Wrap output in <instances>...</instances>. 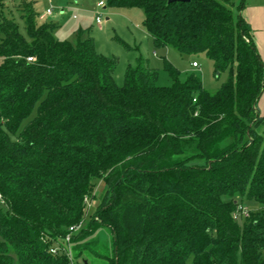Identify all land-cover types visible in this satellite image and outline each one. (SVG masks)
<instances>
[{"label":"trees","instance_id":"obj_1","mask_svg":"<svg viewBox=\"0 0 264 264\" xmlns=\"http://www.w3.org/2000/svg\"><path fill=\"white\" fill-rule=\"evenodd\" d=\"M105 4L142 8L154 46L203 52L227 80L211 92L165 62L158 85L138 56L118 85L92 37L55 38L25 0L23 34L0 0V264H71L84 221L69 244L108 227V264H264V62L244 0Z\"/></svg>","mask_w":264,"mask_h":264},{"label":"rangeland","instance_id":"obj_2","mask_svg":"<svg viewBox=\"0 0 264 264\" xmlns=\"http://www.w3.org/2000/svg\"><path fill=\"white\" fill-rule=\"evenodd\" d=\"M23 0H4L3 13L7 18H12L17 23L21 33H25L24 20L19 5ZM32 2L36 11L38 21L56 23L53 29V36L59 40L76 43L78 39L92 37L96 51L105 56L117 58L114 69L115 82L123 83L126 67L134 65L138 56L142 57L148 65L156 70V83L162 86L171 84L169 72L165 67V62L170 63L179 71V79L184 80L189 73L200 76L205 89L216 91L222 83L227 80L228 72H214L212 61L205 53L182 54L173 46H154L152 38L143 26L144 12L139 7H119L109 6L97 7L98 0H25ZM107 1V0H103ZM263 6L264 0H244L241 10L243 18L252 16L253 25L246 19L253 30L255 40L258 39V50L264 62V29L262 28L264 17L261 12L257 13L252 7ZM46 8H51L50 15L45 14ZM100 12L101 23L95 21V12ZM75 14L76 18H72ZM258 22V23H257ZM259 24L260 26H256ZM82 35L79 37V33ZM257 41V40H256ZM197 62L198 66L193 67L191 62ZM260 113L264 114V88L257 103ZM36 109L22 122L20 130L34 116ZM101 180H95L93 191L94 198H88L90 205L86 206L89 212L99 200V194L103 188ZM249 210H255L256 204L252 201L244 203ZM86 221L82 222L79 228L73 233H77L80 228L85 227ZM67 246V245H66ZM72 255L80 254L74 262L82 263L87 259L88 264H108V259L112 255V233L108 227L100 226L92 234L76 240L70 244ZM74 249H73V248ZM93 253L98 256L92 255Z\"/></svg>","mask_w":264,"mask_h":264},{"label":"built area","instance_id":"obj_3","mask_svg":"<svg viewBox=\"0 0 264 264\" xmlns=\"http://www.w3.org/2000/svg\"><path fill=\"white\" fill-rule=\"evenodd\" d=\"M96 6H97V7H104V6H105V1H103V0H98V1L96 2ZM51 13H52L51 8H46V10H45V14L50 15ZM100 15H101L100 12H97V11L95 12V21H96L97 23H101V20H102V19H101ZM73 17H76V15H73ZM27 60H28V61H31L32 58H31V57H27ZM191 65H192L193 67L198 66L197 62H195V61H192V62H191ZM0 199H1V196H0ZM85 203H86L87 205H90V203L88 202V198H85ZM248 213H249V209H248V207H247L245 204H238V206H237V210H236L235 213H234V217H235V218H238V217H240V216H247ZM81 223H82V222H80L78 225H75V226H72V227L69 228V232H68V233L66 234V236L64 237V241L67 243V246H66L65 248H62V249H61V250H62L64 253H66V255L69 257L71 264H76V263L74 262L73 255H72V250H71V247H70V244H69V241H70V235H71V233H73V231H74L76 228H79V227H80ZM58 249H60L59 246H55V247L50 248V251H51L52 253H55V252L58 251Z\"/></svg>","mask_w":264,"mask_h":264},{"label":"crops","instance_id":"obj_4","mask_svg":"<svg viewBox=\"0 0 264 264\" xmlns=\"http://www.w3.org/2000/svg\"><path fill=\"white\" fill-rule=\"evenodd\" d=\"M260 1V0H259ZM256 3L255 2H252V6H254V7H252L254 10H256V16L254 15V18L256 19V17H257V13L258 12H261L262 13V16L264 17V5L263 6H258V5H255ZM73 15H75V14H73ZM73 15H72V18H76V17H73ZM252 16H250V15H248L247 17L245 16V18L246 19H248L249 21H250V23H252V25H253V23H254V21L252 20V18H251ZM257 20V19H256ZM258 23V22H257ZM256 26H260L259 24H257ZM262 28L264 29V22H263V25H262ZM254 34V33H253ZM254 40H255V37H254ZM257 40V41H256ZM255 40V43H256V45H258L259 43H257L258 42V39H256ZM258 47V46H257ZM260 114H262V113H260Z\"/></svg>","mask_w":264,"mask_h":264},{"label":"water","instance_id":"obj_5","mask_svg":"<svg viewBox=\"0 0 264 264\" xmlns=\"http://www.w3.org/2000/svg\"><path fill=\"white\" fill-rule=\"evenodd\" d=\"M169 1H175V0H169ZM181 1H186V0H181ZM80 264H88V262H87V260L83 259L82 263H80Z\"/></svg>","mask_w":264,"mask_h":264}]
</instances>
